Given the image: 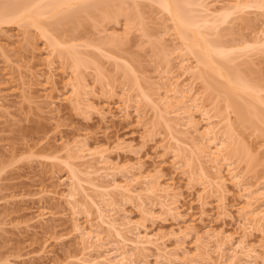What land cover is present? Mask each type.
I'll use <instances>...</instances> for the list:
<instances>
[{
	"label": "rangeland",
	"instance_id": "374dc122",
	"mask_svg": "<svg viewBox=\"0 0 264 264\" xmlns=\"http://www.w3.org/2000/svg\"><path fill=\"white\" fill-rule=\"evenodd\" d=\"M115 1L130 16L125 17V12L120 10L121 15L113 13L111 18H105L101 10L91 7L92 12H88L80 4L73 8V15L79 12L71 21L43 20V25L54 27L57 33L53 32L54 36L70 41L69 45L73 42V46H80L75 48L87 62L82 61V68L76 72L66 50L63 55L60 51L53 54L50 60L53 65L48 61V43L36 30L17 24L0 25V264H83L79 259L86 261L97 254L84 250L80 234L74 231L75 224L87 228L92 224L104 233V242L116 241L114 232L101 225L97 208L118 222L125 215L131 222L126 228L128 231L145 229L150 236H155L153 239L163 248L160 252L155 247L143 251L138 260L142 264H189L197 258L208 257L215 260L218 252L215 241H224L227 236L232 238L234 246L237 241H244L264 258V224L257 226L244 220L246 200L229 179L226 167L222 166L227 180L223 200L193 173L205 162L197 151L207 148L205 139L200 144L201 138L197 136L204 129L203 118L193 113L196 134L182 125V115L159 103V99L165 97V91L173 87L170 84L175 80L178 87L193 85L210 115L220 121V130L226 131V126L233 124L230 125L234 126L239 140L236 154L241 148L249 152L247 159L244 154H235L239 159L234 157V166L247 185L253 187H264V123L254 118L250 122L241 121L234 113L224 115L222 79L211 76L207 81L190 80L189 74L180 76L185 56L177 49L178 40L171 22L154 0ZM13 2L0 0V6ZM214 2L208 0L210 4ZM230 2L222 0V5ZM135 9L137 17L142 16L140 19L132 17ZM263 28L264 6L251 7L236 11L225 23L219 24L209 39L228 47L250 45L234 51L233 62L218 61L217 64L225 65L227 72L264 90V47L253 46L261 39ZM87 43L95 48L100 46V50L88 47ZM209 85L217 91L210 93L213 90ZM140 90L150 96L151 103L138 100ZM72 91L81 103L79 108L64 100ZM260 97L264 103V92ZM243 99L235 101L252 102L249 98ZM169 102L173 104L175 98L171 96ZM125 105L130 107L127 117L121 112ZM251 105L264 116L260 104ZM136 108L142 118L135 114ZM166 123L178 126L168 130ZM193 136L198 140L194 141L195 147L190 141ZM172 138L181 144L176 145ZM82 142L94 151L93 155L89 156L86 150L79 151ZM100 156H105L106 166ZM188 158H192L189 166L185 165ZM68 163L81 181L74 187L76 200L83 207L76 210L62 199L69 192L74 175ZM205 166L213 173L210 164ZM104 167L114 171L116 183L137 180L135 193L142 197L144 205L140 207L135 195L125 198L126 195L115 190L103 197L108 202L100 203L102 197L88 183L102 182L99 175ZM93 171L97 174H87ZM144 178L171 185L178 207L174 214L161 209L155 196L141 191L139 187L144 188ZM84 194L99 202L98 207L85 202ZM38 209L46 214L44 221L37 218ZM225 244L227 252L231 246L228 242Z\"/></svg>",
	"mask_w": 264,
	"mask_h": 264
},
{
	"label": "bare ground",
	"instance_id": "6f19581e",
	"mask_svg": "<svg viewBox=\"0 0 264 264\" xmlns=\"http://www.w3.org/2000/svg\"><path fill=\"white\" fill-rule=\"evenodd\" d=\"M13 1H16V2H13ZM154 1L157 3L159 8L164 12V14L168 17L169 19L168 21L171 22V27L173 29L174 34L176 35V39L178 40L177 49L180 51L181 55L185 56V57L183 56L184 59L182 60L181 66H180L182 70V74L180 76L182 75L185 76L189 74L188 79L190 80L193 78L194 79L196 78L198 80L199 79L206 80V78L209 79V77L211 78V76H215L217 78L222 79L223 84L220 87V92L223 94L222 95L224 96L223 100L225 101L226 113L224 112L225 113L224 115L227 116V113H234L237 115V117L241 121L247 120L245 122H250V120L254 118L257 120V122L259 121L260 124L261 122L264 123L263 114H260L258 112L261 110L259 109L257 111V108L255 109V106L251 105V104H254V105L260 104L262 106L261 108H264L263 107L264 103L261 101V99H259L261 98L260 94L264 92L263 88L256 86L255 83L252 84L251 82L243 79L242 77L236 74L234 75V74L227 72L225 70L226 67H224L225 65L224 66L222 65L224 67L223 68L217 64L218 61L222 63L226 62L225 64H227L229 60L230 62H233V60L231 59V54L238 49L248 48L250 47V45L246 43V44H243L241 47H238V46L228 47L222 42L220 43L213 42L211 40H214V39H209L210 35L214 33V31H216V28L219 26V24L225 23V21L231 15L236 13V11H242V10H245L251 7L260 8L261 6H264V0H248V1L230 0L231 2L224 6L222 5V0H214L215 2L212 4L208 3V0H154ZM12 2L13 3L12 4L10 3V5L6 4L3 7L0 6V25L17 24L19 26L20 25L26 26L28 28L30 27L36 30L37 32H39L41 38H43V40L45 39L48 43L47 44L48 49L50 50L48 51V56H49L48 61L51 60L55 52L60 51L63 55V52H65L66 50V52H68L71 56L70 60L74 61L72 65L74 66V68L72 69H75V72L78 71L80 68H82L81 67L82 63L87 62V59L85 58H84L85 60L81 59L82 56H79L78 48H75V46H78V45L73 46V44H75L73 42H71V45H69L68 42L70 41L65 42L64 39H61V37L58 38L54 36V34H52L53 32L56 33L54 31L55 29H53L54 27H52L51 25V27L49 28L47 27L48 25H43V20L45 19L49 21L51 20L58 21V19L66 18L65 20L70 19L68 21H71L73 18L78 17L77 13L79 12V10L77 13H74L75 15H73L72 12H74L73 8H76L75 6L80 5V4H82V7L83 5H85L84 8H87L86 10L88 12L90 10H91L90 12H92L93 9L89 10V8L91 7L99 11L101 10V12L104 13L103 15L105 18H111L113 13L120 14L123 11L121 10L123 6H121V4L115 0H12ZM216 4H219V7H217ZM120 10L121 12L119 13L118 11ZM128 15L130 16V13L125 12L124 16L127 17ZM137 16L138 14L136 13V9H135V12L134 14H132V17H135V19L136 18L140 19L142 17V16L140 17V15L139 17ZM59 23L60 21L57 24ZM214 34L211 35V37L214 36ZM87 46L93 49L95 48V45L88 44ZM253 46L264 47V28H263L261 39L258 40L255 44H253ZM98 47L100 48V46H96V48ZM99 48L98 50H100ZM57 54H59V52ZM62 55L59 57L62 58ZM66 56L68 55L66 54ZM191 59L193 60V62H190ZM51 64L48 65L49 69L51 68ZM85 66H88V65H85ZM127 67H129V65ZM73 71L72 73L74 74L75 72ZM177 81L178 80H175V82L170 84L173 87L170 88L169 91H165L166 93V95L164 93L165 97L163 96L164 98L163 97L160 98L159 99L160 102L159 101L158 102L161 104L164 103V105L170 106L172 107V109L174 108V111L177 112L178 115H182L181 119H183L184 121L182 125L187 126L188 128H191L192 131L196 134H198L197 124H196V121H194L193 113H199L200 116L203 118L202 120L205 122L204 129L202 130L200 135H197V136H199V139L201 138L199 143L201 142V140L203 142V140L205 139L204 142L207 143L205 144L207 145L206 146L207 148L205 149L204 147L203 150L199 148L197 151H199L198 152L199 156L205 159L204 163L210 164V169L213 171V173L211 171H210L211 173L208 172L209 169L205 168L206 166L204 163L203 165L205 167L200 165L196 171L195 170L193 171V173L195 172L196 173L195 175H197L199 179L201 178V180H204V183H207L209 188H212L215 190L213 191V193L215 192L216 195H220L219 199L223 200L224 195L226 193L225 182H227V180L223 174L224 170L222 171V166L226 167V174L228 175L229 179L231 180L233 185L236 187V189L238 188V191L241 192L240 195L242 196V198L244 197L246 200L245 202L246 207L243 208L244 209L243 211L245 214L244 220L252 221V223H256L257 226L263 225L264 224V187H259V185H256L255 187L247 185L242 174H240L237 171L238 169H236L237 167L234 166L235 160L233 161V159L234 157H236L235 154L237 150L235 149H237L236 146L238 145L239 140L237 141L238 136L237 134L235 136V133L233 131V129H235L234 126H231L233 124L230 122L231 125L228 124V126H226L228 127L226 128V131L220 130L219 129L220 121L217 122L215 120V116L210 115V111L206 109V106L203 104V102L199 100L198 98L199 93L195 91L194 86L193 85L186 86L183 84L179 86L180 87L179 88L178 87L179 83ZM209 82L211 81L209 80ZM74 85L75 84L71 86H74ZM205 86H208V85H205ZM72 88L75 90L74 87H71V89ZM209 88L213 90V91L209 90L210 93L217 91L211 85H209ZM71 93H72L71 96L65 97L64 100L70 103L71 105H74L75 107L79 108L81 103L79 102L74 91H72ZM171 96L175 98V102L173 104H170L169 102V98H171ZM137 97H138V100H144L146 102L151 101L150 96L146 94V92L141 91L140 95ZM241 97L249 98L252 102H250V104L249 103L240 104L235 101L236 98L243 99ZM243 100L248 101L247 99H243ZM106 103L108 104L110 102H106ZM123 107H124L122 108L123 111L121 112L124 113L125 117L129 116L130 114L129 105H125ZM134 111H135V114H137L138 118H142V115L138 113L139 111H137V108ZM228 122L229 121L227 120V123ZM251 123H253L254 125L253 120L251 121ZM244 124H247V123H244ZM176 126L178 125L172 126L166 123V128L168 130H171L173 127H176ZM171 140L174 141L176 145L181 144L175 138H172ZM191 140L193 143V147H195L194 143L196 142L194 141H198V140L194 139V136L190 139V141ZM85 144L86 143L84 142L81 143L79 148L82 147L83 150L82 148L81 149L78 148L79 151L83 152L86 150L87 152H89L88 153L89 156L93 155L94 151L88 149L87 145ZM240 151L238 150L237 154L238 153H241L240 155L244 154L245 158L246 157L248 158V154H249L248 150H243L241 148ZM173 153H174V157H177L174 151ZM240 155H238L240 158L243 157ZM99 158L102 160V163L106 166L107 164L105 163L106 161L105 156H100ZM236 158L239 159L238 157ZM191 159L192 158H188L187 160L184 159L186 163L185 165L189 166L191 163ZM67 167L71 172H74L73 173L74 175L71 178L72 181L70 182L72 183V186L68 185L71 188L70 190L68 189L69 192L65 193L66 195L65 194L62 195V199L72 209L76 207L79 209V207L81 206L83 207V204L81 203L79 204L78 201L76 200V196H77L76 190L77 189L74 186L76 184H80L81 181H80V178H78V176L76 175L77 172L73 171L74 169L71 167V165H69V163ZM88 168L89 170H91L90 169L91 167H88ZM100 170H99L100 171L99 177H101L102 180L101 179L100 180L102 182H100L99 184L94 183L92 181L88 183V186L91 189L98 192L100 196L102 197V198H99L100 203H103V201L108 202L109 199H104L103 197H107V195L109 194L108 192L115 190V191H119L124 196L126 195L125 198L130 197V196L133 197V195H135V197H137V199L140 202V207L144 205L145 202L144 200L141 199L142 197L140 195H136L137 192L135 193L136 191L135 183H137L136 182L137 180L132 179L129 182L126 181L122 183H116L113 177L114 171L112 169L104 167V168H101ZM87 174L94 175V174H97V171L87 172ZM109 177L111 178L109 181L103 180ZM139 177L140 176H138V178ZM144 179H145L144 180L145 182L143 184L144 188L139 187L143 189L141 191H144L148 194L155 196L158 199V203L161 209L165 208L167 212L174 214V212L177 210L178 207L176 206L177 198L174 195V190L171 188V185H169L168 183L166 185H160L157 180L147 181L146 178ZM82 196L85 202H89L90 204L95 205L96 208L98 207L99 202L96 203L92 198H90L86 194ZM38 212H39V209H38ZM143 212L146 214L150 213V211L145 212L144 210ZM96 213L98 215V219L101 225L106 226L107 230L114 232L116 241L108 242V243L104 242L103 241L104 233H102V231H100L97 227L92 226V224H89L90 228H87L86 226H83L78 223L75 224L74 231L80 234L82 241L84 242V245H85L84 250L85 251L87 250L90 253L96 252L97 254L95 256H92L94 258H92L90 254L89 257L92 258V259L89 258L90 260L87 259L85 261V260L79 259V262L81 261L80 263H83V264H142V262L140 263L138 262V260L143 251L148 250L149 247H155L157 251L163 248V247L160 248L158 246L157 244L158 240L155 241L153 239L155 236L154 237L150 236L149 233L145 229H143L144 231L142 232L140 230H138V232L137 230L136 232L128 231L126 228L130 226L131 222L128 218L124 217L125 215L123 216V220L121 222H118L116 219L112 217H106L102 213V211H100L99 208L96 209ZM85 214L86 216L88 215V217L90 215L89 212H86ZM45 215L46 214H44V212L40 211L39 214L37 215V218L41 221H44ZM129 235H131V237H129ZM160 241L161 240L159 239V242ZM225 242L226 243L228 242L231 246V247L229 246L230 248H228L227 252L224 249L225 248L224 246L226 245ZM215 245L218 248L217 258L215 260H213L210 257L202 258V259L200 258V260L198 258L197 259L195 258L196 259V260L194 259L195 261H191L190 263L189 262L188 263L189 264H224V263L226 264H258V263L264 264V258L258 256L255 250H253V248L251 247H248L244 241H237L236 246H234L232 244V238L227 236L225 237L224 241L222 240L220 242L215 241ZM183 255H188V254L183 253ZM86 258H88V256H86Z\"/></svg>",
	"mask_w": 264,
	"mask_h": 264
}]
</instances>
